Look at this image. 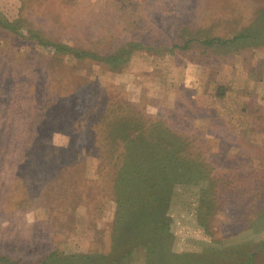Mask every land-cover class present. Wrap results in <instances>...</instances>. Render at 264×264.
I'll return each mask as SVG.
<instances>
[{
	"label": "rangeland",
	"instance_id": "obj_1",
	"mask_svg": "<svg viewBox=\"0 0 264 264\" xmlns=\"http://www.w3.org/2000/svg\"><path fill=\"white\" fill-rule=\"evenodd\" d=\"M122 108L187 166L114 262ZM263 165L264 0H0V264H264Z\"/></svg>",
	"mask_w": 264,
	"mask_h": 264
},
{
	"label": "trees",
	"instance_id": "obj_2",
	"mask_svg": "<svg viewBox=\"0 0 264 264\" xmlns=\"http://www.w3.org/2000/svg\"><path fill=\"white\" fill-rule=\"evenodd\" d=\"M246 39L247 38L244 36V32L242 31L241 34L235 36L231 40L222 41V44H227L225 42H228L232 45L237 42L246 44ZM58 47L60 48L61 46H57L56 49H58ZM64 50L66 51V48H64ZM115 53L116 54L108 56L106 58V61L111 62L114 60L119 61L120 59H125V57L123 56V50L117 51ZM131 110H129L128 108H122L121 113H119L118 119L113 121L111 124L115 129L119 124H124L126 122L133 123V125L138 127V129H141V131H143V134H145L146 136L145 138L139 139L137 145H135L133 142L129 145V148L122 149L118 154L117 158L114 160L113 155L114 153H117V149L119 148H110V151H108L110 152L108 154V156L110 155L109 159L110 161H113L110 165L109 172L111 190L112 193H114V197L117 204V229L112 233V250H110V256H113L114 259L119 256V252H122L124 250L123 244L127 245L130 239L135 238L136 232L139 228H146L148 227V225H151L150 223L153 221L151 220L152 218H159L161 211L159 212L157 208L159 207L160 209L165 194L167 193V191H169V187H165L167 183H160L158 180V174L160 170L163 169L162 164L165 161L164 159H167V162L172 160L170 163L169 172L172 171L171 169H173L172 172L178 174L180 169H182L183 172L187 166L186 163V165L181 168H178L177 164L175 167H173L174 162L180 159L178 157L173 159L172 153L180 152L181 148H153L152 142L147 140L149 138H153L155 130L159 128L155 124H159L160 121L153 120L152 122H150V120L145 119L144 116H138L134 114V112ZM169 133L170 135L176 134L172 131L168 132V134ZM131 146H135L136 148H132ZM159 146L160 144H157V147ZM98 149L99 148H97V150ZM169 172H167L166 170L162 173L169 174V179L171 182L174 177L173 174ZM199 172L203 171H201L200 169L197 170V175L201 176ZM202 178L203 176L200 177V179ZM256 178L259 180H254L253 184H257V186L252 189V192L250 193L251 195L249 196V200H252V198L256 195L257 198L261 199L258 200V203H255V208L252 211L248 210V213L251 215H255L256 217H260V212L264 211V165L260 170V177ZM161 184L164 185L161 186ZM147 185L150 186L147 187ZM135 189L136 191H138V189L142 191V193H140V195L138 196L140 197V203L142 205H139L137 210L131 213V211L133 210H131V207H129V205L131 204V202H133V192ZM246 202L248 201L246 200ZM149 245H152V240L150 241ZM116 259L114 260V262L118 261Z\"/></svg>",
	"mask_w": 264,
	"mask_h": 264
},
{
	"label": "crops",
	"instance_id": "obj_3",
	"mask_svg": "<svg viewBox=\"0 0 264 264\" xmlns=\"http://www.w3.org/2000/svg\"><path fill=\"white\" fill-rule=\"evenodd\" d=\"M262 87H263V86H262ZM260 122H263V119H262V118L260 119L259 123H260Z\"/></svg>",
	"mask_w": 264,
	"mask_h": 264
}]
</instances>
